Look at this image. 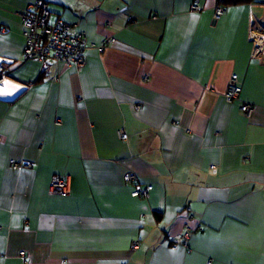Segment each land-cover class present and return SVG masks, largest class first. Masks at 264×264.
Instances as JSON below:
<instances>
[{
	"label": "crops",
	"instance_id": "obj_1",
	"mask_svg": "<svg viewBox=\"0 0 264 264\" xmlns=\"http://www.w3.org/2000/svg\"><path fill=\"white\" fill-rule=\"evenodd\" d=\"M34 1L0 0V264H264V0H48L116 39L80 68L24 59Z\"/></svg>",
	"mask_w": 264,
	"mask_h": 264
},
{
	"label": "built area",
	"instance_id": "obj_2",
	"mask_svg": "<svg viewBox=\"0 0 264 264\" xmlns=\"http://www.w3.org/2000/svg\"><path fill=\"white\" fill-rule=\"evenodd\" d=\"M192 9L200 10L198 0H195ZM223 7H217L215 17L219 18L223 14ZM23 24V36L25 38L24 59H36L41 62L51 58L57 62L63 63L66 66L83 67L86 63V54L88 49L97 48L103 52L108 46L115 42V38H106L100 44H94L88 41L85 35L77 28L76 23H70L63 19H57L55 22L51 21V11L48 2L45 0H38L36 4L30 5V8L20 13ZM14 63L13 59L0 57V84L2 82L10 81L7 78L9 65ZM12 87H6L8 90L14 88L16 93L13 96H1L0 99L13 100L21 93H23L27 86L18 87L19 85L10 81ZM7 90V91H8ZM242 88L238 82V76L233 74L228 84L225 97L228 101L239 99ZM241 109L247 114L251 115L253 105L251 103H241ZM122 139L127 138V134L121 131ZM13 167H18L19 163L14 160L11 161ZM137 179L134 172H128L125 175V180L128 183H133ZM51 188L54 191H59L62 194L68 192V177L57 176L54 177ZM152 186L141 187L138 186L134 190V195L144 194L149 191ZM187 238V234L185 235ZM187 245V243H184ZM135 246L138 242L134 243ZM175 247V246H174Z\"/></svg>",
	"mask_w": 264,
	"mask_h": 264
},
{
	"label": "bare ground",
	"instance_id": "obj_3",
	"mask_svg": "<svg viewBox=\"0 0 264 264\" xmlns=\"http://www.w3.org/2000/svg\"><path fill=\"white\" fill-rule=\"evenodd\" d=\"M12 83L10 81L7 82H2L0 84V95L1 96H13L16 93V90L14 88H10L8 90L9 87H12ZM8 87V88H6ZM8 90V91H7Z\"/></svg>",
	"mask_w": 264,
	"mask_h": 264
},
{
	"label": "trees",
	"instance_id": "obj_4",
	"mask_svg": "<svg viewBox=\"0 0 264 264\" xmlns=\"http://www.w3.org/2000/svg\"><path fill=\"white\" fill-rule=\"evenodd\" d=\"M222 4L228 5V4H237L243 0H220Z\"/></svg>",
	"mask_w": 264,
	"mask_h": 264
},
{
	"label": "rangeland",
	"instance_id": "obj_5",
	"mask_svg": "<svg viewBox=\"0 0 264 264\" xmlns=\"http://www.w3.org/2000/svg\"><path fill=\"white\" fill-rule=\"evenodd\" d=\"M45 1L48 2V0H45ZM37 2H38V0H35L32 4H36ZM22 26H23V24H22Z\"/></svg>",
	"mask_w": 264,
	"mask_h": 264
}]
</instances>
